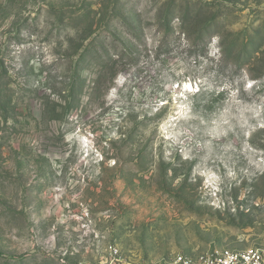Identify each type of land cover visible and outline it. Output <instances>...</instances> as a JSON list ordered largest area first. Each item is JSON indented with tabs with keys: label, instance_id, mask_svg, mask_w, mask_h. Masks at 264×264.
<instances>
[{
	"label": "rangeland",
	"instance_id": "rangeland-1",
	"mask_svg": "<svg viewBox=\"0 0 264 264\" xmlns=\"http://www.w3.org/2000/svg\"><path fill=\"white\" fill-rule=\"evenodd\" d=\"M0 264L264 248V0H0Z\"/></svg>",
	"mask_w": 264,
	"mask_h": 264
},
{
	"label": "built area",
	"instance_id": "built-area-1",
	"mask_svg": "<svg viewBox=\"0 0 264 264\" xmlns=\"http://www.w3.org/2000/svg\"><path fill=\"white\" fill-rule=\"evenodd\" d=\"M168 264H264V248L225 249L196 259L178 254Z\"/></svg>",
	"mask_w": 264,
	"mask_h": 264
},
{
	"label": "trees",
	"instance_id": "trees-1",
	"mask_svg": "<svg viewBox=\"0 0 264 264\" xmlns=\"http://www.w3.org/2000/svg\"><path fill=\"white\" fill-rule=\"evenodd\" d=\"M3 77L0 75V80L2 79Z\"/></svg>",
	"mask_w": 264,
	"mask_h": 264
}]
</instances>
